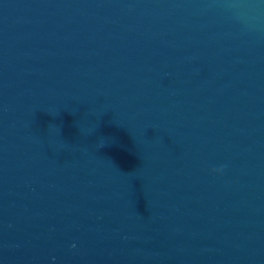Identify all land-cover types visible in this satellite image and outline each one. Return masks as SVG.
<instances>
[{
	"label": "water",
	"instance_id": "water-1",
	"mask_svg": "<svg viewBox=\"0 0 264 264\" xmlns=\"http://www.w3.org/2000/svg\"><path fill=\"white\" fill-rule=\"evenodd\" d=\"M0 264H264V0H0Z\"/></svg>",
	"mask_w": 264,
	"mask_h": 264
},
{
	"label": "clouds",
	"instance_id": "clouds-1",
	"mask_svg": "<svg viewBox=\"0 0 264 264\" xmlns=\"http://www.w3.org/2000/svg\"><path fill=\"white\" fill-rule=\"evenodd\" d=\"M226 167H227L226 165H219V166L213 167L211 169V172L222 173ZM72 247H75V244H73Z\"/></svg>",
	"mask_w": 264,
	"mask_h": 264
}]
</instances>
